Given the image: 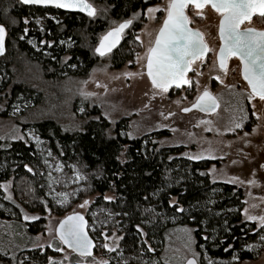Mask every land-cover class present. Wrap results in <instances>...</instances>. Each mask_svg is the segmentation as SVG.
Returning <instances> with one entry per match:
<instances>
[{"label": "trees", "instance_id": "16d2710c", "mask_svg": "<svg viewBox=\"0 0 264 264\" xmlns=\"http://www.w3.org/2000/svg\"><path fill=\"white\" fill-rule=\"evenodd\" d=\"M87 1L95 9L94 15L67 12L53 5L0 0V24L6 29L5 51L0 55V93L10 87L7 95L11 104H23L27 110L44 102L41 91L14 82V70H20L25 61L58 83L86 77L101 59L96 48L111 30V21H132L134 15L160 0ZM93 3L101 6V11ZM139 28L132 21L122 43L106 56L115 69L132 60L140 50L133 34ZM77 104L75 113L79 111ZM87 105L84 104V111L89 109ZM90 113L96 118L78 130H66L54 118L34 120L28 127L44 142L55 162L62 164L67 178L73 171L83 176L79 193L63 205L65 215L72 203L88 200L96 193L101 195L92 211L96 223L110 234L122 235L115 258L126 264H166L161 248L173 225H188L196 230L200 264H238L261 256L264 228L244 220L243 190L211 180L210 161L184 158L183 148H160L151 135L129 139L126 120L112 132L110 122L98 108H91ZM125 146L123 163L120 157ZM8 180H13L15 200L29 212L44 215L48 208L54 212L59 208L48 197L46 166L34 144L0 140V205L7 204L1 185ZM108 193L114 199H103ZM174 198L177 202L172 205ZM0 217H8L1 208ZM87 218L91 229L92 219ZM42 222L43 219L35 223L33 232L40 231ZM90 233L94 238V233ZM51 252L47 251L43 258ZM26 255L39 258L31 251L22 252L19 263L27 264L23 258Z\"/></svg>", "mask_w": 264, "mask_h": 264}, {"label": "rangeland", "instance_id": "374dc122", "mask_svg": "<svg viewBox=\"0 0 264 264\" xmlns=\"http://www.w3.org/2000/svg\"><path fill=\"white\" fill-rule=\"evenodd\" d=\"M167 3L168 0H160L149 6H159L160 10L149 13L147 7L134 15L133 24L140 25V28L133 33L135 39L137 36L140 37L139 40L136 39L140 44V50L130 60L131 63L128 61L119 69L114 68L109 57H103L96 62L86 77L68 78L61 83L46 78L45 72L42 73L40 68L27 64L26 61L20 70H14V82L26 83L41 91L44 102L40 106L26 110L23 104H11L7 95V91L9 93L11 91L10 87L6 92L0 93V140L4 142L21 140L35 145L46 166L48 197L59 208L56 212L48 208L44 215L39 212H29L15 200L13 180L3 182L1 185L4 192L3 199L7 204H1L0 208L8 217H0V264H22V261L19 263L18 258L22 252L27 251L38 254L39 257L23 256L27 264H101V262L126 264L113 255L118 251L122 235L118 232L110 234L106 228L95 222V212L92 211V207L101 197L99 193L91 196L84 207L81 205L85 200L72 203L67 213L68 215L79 212L92 219L93 226L89 230L94 233L97 241L94 255L80 257L58 240L55 229L66 216L63 205L69 203L71 197L79 193L83 176L73 171L67 178L63 173L62 164L59 161L55 162V157L46 148L44 142L28 127L34 120L54 118L66 130H78L85 122L96 118L90 113L93 107L98 108L99 113L110 122L112 132L119 122L126 120V134L129 139L151 135L159 142L160 148H183L181 155L184 158L192 161H210L208 174L211 180L215 183L234 185L243 190L244 220L257 228H264L259 219H248V216L258 218L264 216V167H262L264 139L260 128L256 131L257 136H248L243 132L239 133V130H234L236 115L247 111L243 106L249 92L240 78L238 64L237 69L231 65L226 72H222L217 66L220 14L210 6L202 10L191 6L187 8L190 23L203 33L209 46L207 57L192 63L187 75L190 84L164 92L153 88L149 82L146 75V53L167 15L164 11ZM93 5L101 11V6H96L94 3ZM198 11H202L203 16H198L196 14ZM122 22L111 21L110 29L119 26ZM263 23L264 18L260 17L251 20L250 23L247 22L243 27H261L259 25ZM236 63L235 60L232 62V64ZM205 90L211 91L220 99L219 111L210 115L197 111L184 113L183 109L191 107ZM76 102L79 110L77 113L74 108ZM258 102L257 98L251 102L255 111L260 108L258 104L260 105L261 102ZM85 103L89 107L86 111H84ZM124 133L125 131L123 135ZM126 150L127 146L120 157L123 163L126 161ZM193 157L199 158L193 159ZM102 197L111 198L105 200L114 199L112 193ZM176 202L177 199L174 198L171 204ZM26 216L29 219H25ZM42 219L40 231L33 232L32 228ZM49 228L52 229L51 232ZM195 232L196 230L188 225L170 227L161 248L163 261L166 264H186L190 258H194L200 264L202 256L197 250ZM49 250L53 253L43 258ZM238 264H264V250L258 259Z\"/></svg>", "mask_w": 264, "mask_h": 264}, {"label": "snow or ice", "instance_id": "6c2138e0", "mask_svg": "<svg viewBox=\"0 0 264 264\" xmlns=\"http://www.w3.org/2000/svg\"><path fill=\"white\" fill-rule=\"evenodd\" d=\"M24 2L54 4L60 8H80L87 11L89 15L95 14V9L87 3V0H24ZM189 6L201 10L210 6L220 14L219 35L222 44L218 55L219 67L227 71L228 59L238 57L242 62L243 78L250 86L247 99L259 97L264 100V30L242 27L246 22H251L253 15L258 14L264 17V0H168L167 7L164 9L167 15L146 53V71L153 88L166 92L173 85L180 87L190 84L191 81L186 78V73L191 68L192 62L202 60L205 53L209 51L203 39V33L189 27L190 18L186 13ZM158 10H160L159 6L147 9L149 13ZM196 14L203 16L202 11ZM131 23V20H125L118 27L111 29L100 39L96 51L102 56L109 52L119 42L123 30ZM5 35L6 29L3 24H0V53L5 50ZM136 39L139 40L140 37L137 36ZM126 75H132V73H126ZM192 107L200 108L201 111H214L216 101L205 90L197 97ZM189 110L183 109L185 112ZM241 126L236 124L237 128ZM198 158L193 157V159ZM105 199L111 198L105 197ZM87 204L88 201L85 200L81 207ZM25 219L29 217L26 216ZM248 219H259L261 225H264V216L259 218L248 216ZM86 225L87 221L84 217L80 213L73 212L59 222L55 231L63 244L79 252L81 256L91 255L93 241L87 235ZM49 231L51 232L52 229L49 228ZM105 247L108 246L105 245ZM188 264H195V260H189Z\"/></svg>", "mask_w": 264, "mask_h": 264}, {"label": "flooded vegetation", "instance_id": "af4514ba", "mask_svg": "<svg viewBox=\"0 0 264 264\" xmlns=\"http://www.w3.org/2000/svg\"><path fill=\"white\" fill-rule=\"evenodd\" d=\"M186 12H187V9H186ZM255 18H260V16L257 14V15H253L252 19H255ZM261 18H264V17H261ZM247 23V22H246ZM245 23V24H246ZM243 24L242 27L245 25ZM264 24V23H263ZM259 25L261 27H254V26H246V27H253V28H256L258 30H264V25ZM191 27L193 29H196L192 26V24L190 23ZM201 32V31H200ZM202 33V32H201ZM204 36V35H203ZM218 36H219V40H220V46H221V39H220V35H219V27H218ZM204 40H205V36H204ZM206 42V40H205ZM207 44V42H206ZM208 45V44H207ZM220 46L218 48V51L216 53V63H217V66L218 68L222 71V72H226L224 69H221L219 67V62H218V52H219V49H220ZM209 47V46H208ZM209 54V51L207 53V55ZM207 55L205 57H207ZM203 57V58H205ZM234 60L237 62L236 64H232V62H234ZM195 61H198V60H195ZM193 61V62H195ZM192 62V63H193ZM237 64H238V68L240 69V78L241 80L243 81V83L245 84L246 88L248 89V92L250 93V86L248 85L247 81L243 78V74H242V62L240 61V59L238 57H230L227 61V71L229 69V67L232 65L234 67H236L237 69ZM191 69V68H190ZM189 69V71H190ZM189 71L187 72V75L189 73ZM187 78V77H186ZM240 84H238L239 86ZM175 88V87H173ZM172 89V88H171ZM210 92L211 94H213L211 91H208ZM203 94V93H202ZM201 94V95H202ZM214 95V94H213ZM215 96V95H214ZM216 99L218 100L219 102V108L218 110L215 112L217 113L219 111V109L221 108V101L220 99L217 98V96H215ZM254 98H257V100L259 101L258 103H260V105L258 104V107H260L257 111H255V109H253V105H252V101ZM252 100H248L247 98L245 99V103H244V108H247V111L246 112H243L242 114H238L236 115V117L234 118L235 119V123H234V130H239L238 132L239 133H245L246 135L248 136H252V135H255L257 136L256 134H258L256 131L258 128L261 129V132H262V137L264 139V100H261L259 97H254ZM197 101V100H196ZM257 107V108H258ZM201 113V112H200ZM236 124H241L242 126L241 127H236ZM260 136V135H259Z\"/></svg>", "mask_w": 264, "mask_h": 264}, {"label": "water", "instance_id": "95a60500", "mask_svg": "<svg viewBox=\"0 0 264 264\" xmlns=\"http://www.w3.org/2000/svg\"><path fill=\"white\" fill-rule=\"evenodd\" d=\"M21 1L24 2V0H21ZM24 3H25V2H24ZM87 3L91 5V3H89L88 1H87ZM25 4H28V5H31V4H37V5H42V6H50V5L56 6V5H54V4H43V3H25ZM92 7H93V6H92ZM61 9L65 10V11H67V12H84V13H88L87 11L82 10V9H80V8H61ZM186 13H187V12H186ZM130 26H131V24L123 30V32L120 34V40H119V42L116 43L115 46L112 47L111 50H110L109 52H106L105 55H103V56L100 55V53H98L97 51H96V54H97L99 57L103 58V57H106L107 55L113 53V52L119 47V45L122 43V41H123V39H124V35H125L126 31L130 28ZM117 27H118V26H117ZM189 27L192 28L191 25H190V23H189ZM115 28H116V27H115ZM192 29H193V28H192ZM109 31H110V30H109ZM109 31H108V32H109ZM108 32H106L104 35H106ZM104 35H103V36H104ZM103 36H102V37H103ZM203 39H204V36H203ZM5 40H6V35H5V38H4V49H5ZM204 41H205V40H204ZM99 43H100V42H99ZM205 43H206V42H205ZM221 43H222V41H221ZM98 46H99V44H98ZM98 46H97V47H98ZM4 51H5V50H4ZM3 53H4V52L0 53V55H2ZM207 53H208V52L205 53L204 57L207 55ZM218 55H219V52H218ZM217 58H218V56H217ZM218 62H219V61H218ZM146 75H147V71H146ZM147 77H148V76H147ZM186 77H187V73H186ZM148 79H149V82L151 83V80H150L149 77H148ZM182 86H183V85H181L180 87H182ZM173 87H176V86L173 85V86H171L169 89H171V88H173ZM209 93H210V92H209ZM210 94H211V93H210ZM211 95L215 98V101H216V107H215V110H214V111H201L200 108H193V107L191 106V107L188 108V109H190L189 111H187V112L183 111V112H184V113H190V112H193V111H197V112H201V113H203V114H207V115L214 114V113L218 110V108H219V102H218V100L216 99V97H215L213 94H211ZM195 103H196V102H195ZM77 213H79V212H77ZM71 214H72V213H71ZM71 214H68V215H71ZM80 214H81V215L84 217V219L87 221L86 232H87V235L90 237V239L93 241V246H92V249H91V255L81 256L79 252L75 251V250L72 249V248H69L68 245L63 244L59 239H58V240L61 242V244H62L64 247H66L67 249H69V250L72 251L73 253L77 254L78 256H80V257H89V256L94 255V253L96 252V250H97V243H96L95 239L92 237V235H91V233H90V231H89V220H88L87 216H85V215L82 214V213H80ZM68 215H66V216H68ZM63 219H64V218H63ZM63 219H62V220H63ZM58 225H59V224H58ZM58 225H57V227H58ZM57 227H56V228H57ZM56 236H57V238H58V233H57V232H56ZM189 260H195V264H198L197 260L194 259V258H190ZM189 260H188V261H189ZM188 261L186 262V264H188Z\"/></svg>", "mask_w": 264, "mask_h": 264}]
</instances>
